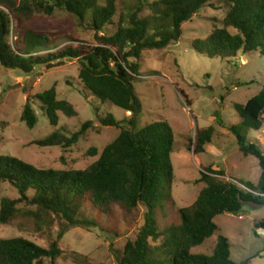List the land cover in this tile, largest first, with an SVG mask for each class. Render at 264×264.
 Listing matches in <instances>:
<instances>
[{"label": "trees", "instance_id": "trees-1", "mask_svg": "<svg viewBox=\"0 0 264 264\" xmlns=\"http://www.w3.org/2000/svg\"><path fill=\"white\" fill-rule=\"evenodd\" d=\"M134 1L127 11H119L117 0H106L103 6L98 0H0L2 68L29 75L37 67L48 69L65 60H76L78 79L92 97L130 113L124 128L111 116L98 120L101 126L120 132L98 159L83 170L38 169L15 157L0 156V183H7L17 195L0 200V226L8 225L22 213L31 218L39 232L50 231L56 221L67 228H100L108 232L102 219L111 218L114 205L129 212L141 206L142 225L134 241L125 243L119 264H236L231 260L229 240L223 236L217 237L210 255L193 254L192 250L218 232L214 223L217 216H236L243 203L264 206V152L244 136V131H259L264 126V89L244 105L233 106L240 123L228 128L240 154L258 161L261 175L257 186L244 184L249 190L244 191L237 186L238 182L223 181L224 171L207 166L197 180L204 187L193 204L177 209L179 225L158 231L157 211L173 199V131L165 121L136 129L142 104L133 82L140 76L142 52L163 50L179 42L182 25L211 0ZM219 1L227 7L221 27L214 28L204 40L193 42L192 47L209 59L231 60L238 53H255L264 58V0ZM145 6L151 16L141 18ZM55 11L66 12L78 27L94 32V43L57 48L54 43L59 36L30 28L37 15L51 17ZM110 26L115 30L107 34ZM64 36L78 41L72 31ZM33 82L29 80L22 88L27 103L21 121L28 129L35 128L38 121L33 101L54 128L58 125V113L66 118L77 116L73 105L57 98L56 84L32 96ZM185 102L191 106L187 98ZM91 127L92 122L87 121L73 134L56 129L34 145L69 148ZM215 134L212 126L196 130L188 151L195 157L205 153ZM21 204L28 209H18ZM254 229L264 232V218L254 224ZM63 233L49 243L48 249L22 238L0 239V264L54 262L61 254L58 243Z\"/></svg>", "mask_w": 264, "mask_h": 264}, {"label": "rangeland", "instance_id": "rangeland-1", "mask_svg": "<svg viewBox=\"0 0 264 264\" xmlns=\"http://www.w3.org/2000/svg\"><path fill=\"white\" fill-rule=\"evenodd\" d=\"M105 1L98 0L101 6ZM117 4L119 11H127V7H132L135 1L117 0ZM226 11V5L219 0H211L182 25L183 34L179 42L163 50H145L141 54L140 76L133 82L142 104L136 129L165 121L173 131V199L165 202L164 207L157 211L158 231L170 225H179L177 209L193 204L204 187L197 180L205 167L212 166L224 171L225 178L222 180L240 183V186L237 185L240 189L244 184L256 187L261 175L258 161L240 154L228 128L240 123L233 106L244 105L264 89V58L255 53H238L231 60L209 59L192 47L193 42L204 40L214 28L221 27ZM139 16H151L148 6ZM30 28L59 36L54 43L57 48L94 43V32L78 27L74 19L63 11H55L51 17L37 15ZM114 30L110 26L106 33L112 34ZM69 31L78 41L64 36ZM9 41H13V36H10ZM29 80H34L32 96L56 84L57 98L73 105L77 116L66 118L58 113V125L54 128L50 126L39 104L33 101L38 121L35 128L28 129L22 123L21 115L27 103L22 88L27 86ZM181 92L191 103L190 107ZM129 114L109 103L102 104L91 96L78 79L76 60H65L48 69L37 67L29 75L18 70H5L0 66V156L15 157L38 169L83 170L98 159L103 149L120 132L113 127L101 126L98 120L111 116L116 122L123 123L124 128ZM87 121L92 122L91 129L69 148H40L34 145V142L46 138L56 129H63L69 134L76 133ZM211 126L216 131L212 144L205 153L195 157L188 151L189 140L193 139L196 130ZM244 133L249 143L257 145L264 152V126L259 131ZM93 150L96 155H93ZM3 197L17 198L16 192L7 183H0V200ZM17 208L28 209L23 204ZM143 212L141 206L129 212L114 205L111 218L102 219L104 229L108 232L100 228H67L59 221L50 231L39 232L31 218L19 213L8 225L0 226V239L22 238L48 249L49 243L64 232L58 243L61 251L59 258L54 262L43 260L40 264H119L118 258L125 243L134 241L142 225ZM262 218L264 206L243 203L236 216H217L214 223L218 232L193 249L192 253L210 255L217 237L223 236L231 245L233 262L264 264V232L254 229V224Z\"/></svg>", "mask_w": 264, "mask_h": 264}, {"label": "built area", "instance_id": "built-area-1", "mask_svg": "<svg viewBox=\"0 0 264 264\" xmlns=\"http://www.w3.org/2000/svg\"><path fill=\"white\" fill-rule=\"evenodd\" d=\"M240 186V185H239ZM244 191H248L244 186H241Z\"/></svg>", "mask_w": 264, "mask_h": 264}, {"label": "crops", "instance_id": "crops-1", "mask_svg": "<svg viewBox=\"0 0 264 264\" xmlns=\"http://www.w3.org/2000/svg\"><path fill=\"white\" fill-rule=\"evenodd\" d=\"M127 114H128V113H127ZM207 147H208V146H207ZM207 147H206V148H207ZM206 148H205V151H206Z\"/></svg>", "mask_w": 264, "mask_h": 264}]
</instances>
